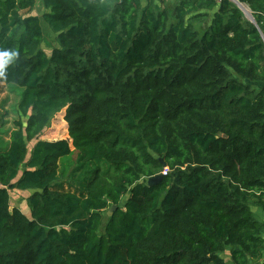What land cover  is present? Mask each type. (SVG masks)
Returning <instances> with one entry per match:
<instances>
[{"label": "trees", "instance_id": "1", "mask_svg": "<svg viewBox=\"0 0 264 264\" xmlns=\"http://www.w3.org/2000/svg\"><path fill=\"white\" fill-rule=\"evenodd\" d=\"M238 1L254 22L231 0H0V83L20 89L0 139V264L261 256L264 0ZM62 109L73 149L40 138Z\"/></svg>", "mask_w": 264, "mask_h": 264}, {"label": "rangeland", "instance_id": "2", "mask_svg": "<svg viewBox=\"0 0 264 264\" xmlns=\"http://www.w3.org/2000/svg\"><path fill=\"white\" fill-rule=\"evenodd\" d=\"M40 6L36 5L34 12L40 13ZM244 16L249 19L250 11L248 7L243 4ZM56 46L55 35L52 34L47 28L44 27V39L42 43V48L46 52H51L52 48ZM20 89L14 87L13 85L0 83V102L5 99L6 103L4 109L7 112V117H4L6 124L0 127V139L4 144L7 142V136L9 135V130L12 128V121L19 118L17 104L19 101ZM1 104V103H0ZM0 108V112H3ZM64 110L57 112L50 120L49 125L44 129V138L54 140L66 137V122L64 120ZM32 147V142L28 143V148ZM30 190L21 191L19 189L9 190V199L11 207H18L24 214L29 215V207L27 204V197L30 195ZM113 207V206H112ZM109 211H105V216H107ZM255 214V213H254ZM255 217L257 218L256 214ZM228 257V254L226 255Z\"/></svg>", "mask_w": 264, "mask_h": 264}, {"label": "crops", "instance_id": "3", "mask_svg": "<svg viewBox=\"0 0 264 264\" xmlns=\"http://www.w3.org/2000/svg\"><path fill=\"white\" fill-rule=\"evenodd\" d=\"M40 138L43 139V140H50V139L44 138V133L41 134ZM61 139H67L68 142H69L70 148L73 149V147L71 145V139H69V136L67 134V126H66V137L65 138H61ZM54 140H57V139H54ZM7 141H8V136H7ZM252 209H253L254 213L256 214L257 219L264 224V211L261 209L260 205L255 204ZM226 258H228V257H226ZM248 264H264V248H263L261 256L259 258L255 259V260H250Z\"/></svg>", "mask_w": 264, "mask_h": 264}, {"label": "water", "instance_id": "4", "mask_svg": "<svg viewBox=\"0 0 264 264\" xmlns=\"http://www.w3.org/2000/svg\"><path fill=\"white\" fill-rule=\"evenodd\" d=\"M233 1L242 11H244L241 7V4L238 0H231ZM249 20H251L252 22H254V19L253 17L251 16V13L249 15ZM162 177V175L159 173V174H155L151 177H148L147 178V184L148 185H151V184H155L160 178ZM114 207V206H113Z\"/></svg>", "mask_w": 264, "mask_h": 264}, {"label": "built area", "instance_id": "5", "mask_svg": "<svg viewBox=\"0 0 264 264\" xmlns=\"http://www.w3.org/2000/svg\"><path fill=\"white\" fill-rule=\"evenodd\" d=\"M217 2H220L221 0H216ZM168 171V169L166 167L163 168V170L161 171V174H166Z\"/></svg>", "mask_w": 264, "mask_h": 264}, {"label": "bare ground", "instance_id": "6", "mask_svg": "<svg viewBox=\"0 0 264 264\" xmlns=\"http://www.w3.org/2000/svg\"><path fill=\"white\" fill-rule=\"evenodd\" d=\"M243 4H241V7H242ZM242 9H246L245 7H242Z\"/></svg>", "mask_w": 264, "mask_h": 264}]
</instances>
